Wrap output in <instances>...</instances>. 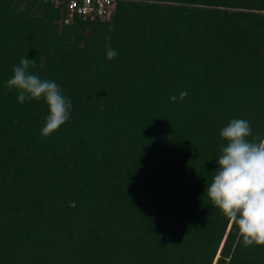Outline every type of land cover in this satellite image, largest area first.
<instances>
[{
	"label": "trees",
	"instance_id": "trees-1",
	"mask_svg": "<svg viewBox=\"0 0 264 264\" xmlns=\"http://www.w3.org/2000/svg\"><path fill=\"white\" fill-rule=\"evenodd\" d=\"M65 14L0 0V264H264L204 195L231 119L264 140V0ZM25 56L73 104L48 137L44 100L6 86Z\"/></svg>",
	"mask_w": 264,
	"mask_h": 264
},
{
	"label": "clouds",
	"instance_id": "clouds-1",
	"mask_svg": "<svg viewBox=\"0 0 264 264\" xmlns=\"http://www.w3.org/2000/svg\"><path fill=\"white\" fill-rule=\"evenodd\" d=\"M106 59L111 61L118 51L110 46L106 36ZM35 59L21 58L13 66L6 81L9 90L17 92V102L43 99L48 106L41 135L48 137L71 118L72 101L55 81L41 78L36 72ZM187 91H181L183 100ZM176 96L170 97L175 102ZM219 136L224 141L211 183L204 195L223 216L233 222L245 246L264 245V140L254 137L246 119H231Z\"/></svg>",
	"mask_w": 264,
	"mask_h": 264
},
{
	"label": "built area",
	"instance_id": "built-area-1",
	"mask_svg": "<svg viewBox=\"0 0 264 264\" xmlns=\"http://www.w3.org/2000/svg\"><path fill=\"white\" fill-rule=\"evenodd\" d=\"M117 0H51L54 5L64 4L66 14L63 19L68 23L74 16H80L83 19L100 20L108 17L112 12Z\"/></svg>",
	"mask_w": 264,
	"mask_h": 264
},
{
	"label": "rangeland",
	"instance_id": "rangeland-1",
	"mask_svg": "<svg viewBox=\"0 0 264 264\" xmlns=\"http://www.w3.org/2000/svg\"><path fill=\"white\" fill-rule=\"evenodd\" d=\"M104 19H106V18H104ZM104 19H102V20H104Z\"/></svg>",
	"mask_w": 264,
	"mask_h": 264
}]
</instances>
